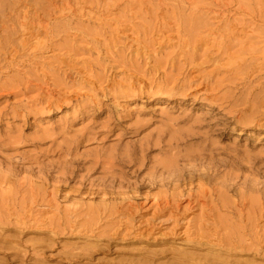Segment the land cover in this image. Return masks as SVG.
Masks as SVG:
<instances>
[{
    "label": "rangeland",
    "instance_id": "374dc122",
    "mask_svg": "<svg viewBox=\"0 0 264 264\" xmlns=\"http://www.w3.org/2000/svg\"><path fill=\"white\" fill-rule=\"evenodd\" d=\"M215 258L264 264V0H0V264Z\"/></svg>",
    "mask_w": 264,
    "mask_h": 264
},
{
    "label": "bare ground",
    "instance_id": "6f19581e",
    "mask_svg": "<svg viewBox=\"0 0 264 264\" xmlns=\"http://www.w3.org/2000/svg\"><path fill=\"white\" fill-rule=\"evenodd\" d=\"M65 2V1H64ZM59 6H57V8H58ZM67 7V4L66 5H64V6H61L60 7V10L62 11V10H64L65 8ZM58 10H59V8H58ZM63 12V11H62ZM60 13V12H59ZM21 23V22H20ZM19 23V24H20ZM23 24V23H22ZM21 24V25H22ZM32 26V25H31ZM24 27V26H23ZM5 39V38H4ZM23 43V42H22ZM206 260V259H205ZM208 260V261H207ZM206 261H203V262H205L206 264H234V263H231L230 261H228V260H226V259H222V258H215V259H207ZM199 262V261H198ZM196 263V264H200V263ZM234 262V261H233ZM204 263V264H205ZM238 263V262H237ZM201 264H203V263H201ZM236 264V263H235ZM247 264V263H246Z\"/></svg>",
    "mask_w": 264,
    "mask_h": 264
}]
</instances>
